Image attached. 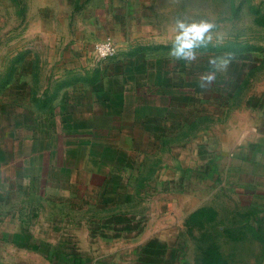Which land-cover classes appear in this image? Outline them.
Returning <instances> with one entry per match:
<instances>
[{"label":"rangeland","instance_id":"1","mask_svg":"<svg viewBox=\"0 0 264 264\" xmlns=\"http://www.w3.org/2000/svg\"><path fill=\"white\" fill-rule=\"evenodd\" d=\"M177 19L214 25L191 63ZM47 243L264 264V0H0V264H51Z\"/></svg>","mask_w":264,"mask_h":264},{"label":"clouds","instance_id":"2","mask_svg":"<svg viewBox=\"0 0 264 264\" xmlns=\"http://www.w3.org/2000/svg\"><path fill=\"white\" fill-rule=\"evenodd\" d=\"M214 25L207 20L185 22L177 19L171 36V48L169 55L176 60H184L191 63L197 59L196 50L206 47L211 43V35ZM232 59V55L226 57H210L208 64L210 70L201 74L200 87H205L216 80V72L226 70Z\"/></svg>","mask_w":264,"mask_h":264},{"label":"crops","instance_id":"3","mask_svg":"<svg viewBox=\"0 0 264 264\" xmlns=\"http://www.w3.org/2000/svg\"><path fill=\"white\" fill-rule=\"evenodd\" d=\"M47 244H48L47 251L45 252L44 256L48 258L51 264H73L74 258L78 260L76 261V264H109V263H101L100 261H93L91 263L88 256L84 254L71 253L65 250H60L56 247L54 248L53 245H50L49 243Z\"/></svg>","mask_w":264,"mask_h":264},{"label":"built area","instance_id":"4","mask_svg":"<svg viewBox=\"0 0 264 264\" xmlns=\"http://www.w3.org/2000/svg\"><path fill=\"white\" fill-rule=\"evenodd\" d=\"M117 51V45L111 35H106L95 42L93 47L94 55L98 59H105L113 56Z\"/></svg>","mask_w":264,"mask_h":264},{"label":"trees","instance_id":"5","mask_svg":"<svg viewBox=\"0 0 264 264\" xmlns=\"http://www.w3.org/2000/svg\"><path fill=\"white\" fill-rule=\"evenodd\" d=\"M76 261H78L76 258L73 259V264H76Z\"/></svg>","mask_w":264,"mask_h":264}]
</instances>
